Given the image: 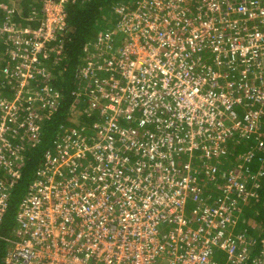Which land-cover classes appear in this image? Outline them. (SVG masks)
<instances>
[{"label": "built area", "instance_id": "built-area-1", "mask_svg": "<svg viewBox=\"0 0 264 264\" xmlns=\"http://www.w3.org/2000/svg\"><path fill=\"white\" fill-rule=\"evenodd\" d=\"M49 1L36 28L0 27V86L14 92L0 93V173L9 176L0 178V225L23 151L38 142L42 113L57 109L54 77L37 64L50 60L42 56L67 15L66 3ZM113 14L121 49L76 76L89 125L57 131L0 238L2 264H221L219 252L229 264H264V237L252 257L246 231L232 232L242 203L257 198L241 179L263 177L264 159L257 173L228 170L232 138L264 153V0H137ZM39 75L45 86L30 84ZM217 174L220 197L206 193Z\"/></svg>", "mask_w": 264, "mask_h": 264}, {"label": "trees", "instance_id": "trees-1", "mask_svg": "<svg viewBox=\"0 0 264 264\" xmlns=\"http://www.w3.org/2000/svg\"><path fill=\"white\" fill-rule=\"evenodd\" d=\"M44 0H0V27L5 24H15V28H36L42 22L44 15L41 11V4ZM135 0H75L68 2L65 5L67 15L66 27L63 35L64 49L60 57H58V65L54 74V81L50 83L57 90L59 99L57 109L52 115L43 112V120L41 121V132L38 142L34 143L33 147L23 151L25 157V167L22 170L20 179L14 184V189L10 194L9 206L3 217L0 225V238L5 239L9 236L11 229L14 226V216L19 206L21 199L25 196L35 169L41 164L45 152L51 147V142L55 139L57 131L60 127H74L82 125H89V119L85 115V109L88 108L90 102L76 99L75 94L82 88L77 84V74L81 69L91 61H95V56L98 54L94 48V42L101 31H106L107 18L112 5H128ZM129 3V4H128ZM35 11V15L33 14ZM111 16V15H110ZM32 18V20H30ZM105 19V20H104ZM102 28V30L100 29ZM113 37L120 35L114 27ZM104 33V32H103ZM121 36V35H120ZM119 36V37H120ZM3 37L0 35V50L7 51L6 43L1 45ZM121 40V38H120ZM114 42V41H113ZM110 42V44L115 45ZM8 48L15 50L16 45L13 41L8 42ZM122 44V42H121ZM101 45V44H100ZM103 45H101L102 47ZM15 47V48H14ZM105 49V45L103 46ZM121 47L117 50L119 51ZM105 56L111 57L113 54ZM92 54V57H89ZM117 55V54H116ZM114 55V56H116ZM99 56V55H98ZM51 61V60H49ZM46 80L39 75L36 80H31L30 84L36 87L45 86ZM85 84V81H84ZM12 96L14 94L10 89H2L0 86V93ZM33 104V103H32ZM26 113H21V116ZM88 119V120H87ZM0 178L9 179L5 173H0ZM218 181L212 183V187L216 188ZM216 184V185H213ZM210 192L206 189V193ZM216 192L221 195V188ZM0 239V264L5 254L6 242Z\"/></svg>", "mask_w": 264, "mask_h": 264}, {"label": "crops", "instance_id": "crops-1", "mask_svg": "<svg viewBox=\"0 0 264 264\" xmlns=\"http://www.w3.org/2000/svg\"><path fill=\"white\" fill-rule=\"evenodd\" d=\"M106 31L110 32L109 29H107ZM52 75L54 76L53 73ZM228 148H229V153L235 163L234 166L233 165L229 166L228 170L231 169L237 170L236 165L239 163L242 166V169L240 171H242L244 174L246 172L257 173L262 169V163L260 159H264V153L259 149V147L256 146L255 142L251 140L248 141L243 140L238 146H236L235 139L232 138L230 140V144L228 145ZM247 151H252L255 154V156L251 160L244 161L242 157L244 156L243 154L246 153ZM218 166L221 170H226V166L224 165H218ZM218 177H219L218 184L216 183L218 186L216 188L212 187L211 185H206V187L209 188V191L213 192L216 197L219 196L216 190L220 189L222 185L226 183L225 180H222L220 178L221 177L220 175H218ZM241 183L242 186L245 187L250 192H255L257 198L254 197L252 199H248L247 201H245L248 202L249 207H251V210L248 215L242 212V207H243L242 205L241 207L242 215H240V220L238 221L235 229L232 232L239 233L246 231V233L252 239L253 242L252 249L250 251L251 256L257 257L259 254L260 239L264 237V176L258 177L254 182H249L246 179H241ZM259 211L263 212V215L260 216ZM251 219H255L257 222L249 227L243 226L244 223H249ZM216 257L218 258L217 260ZM216 257L215 260L218 263L229 264L227 263V258L226 256L223 255V253L221 252L217 253Z\"/></svg>", "mask_w": 264, "mask_h": 264}, {"label": "rangeland", "instance_id": "rangeland-1", "mask_svg": "<svg viewBox=\"0 0 264 264\" xmlns=\"http://www.w3.org/2000/svg\"><path fill=\"white\" fill-rule=\"evenodd\" d=\"M61 3L63 2V4L64 3H67V2H65V1H70V2H74L75 0H59ZM137 0H135V2H136ZM51 1H49V0H44L43 2H42V4H41V11L40 12H44L43 10L44 9H49L50 8V6H51V3H50ZM129 4V3H128ZM61 5V6H60ZM120 4H116V5H112L110 8L111 9H109L110 10V12H109V16L107 17V18H105V19H107V25H103L102 26V28H104L105 26H106V29H109V30H111L112 29V27H115L116 25H118L119 24V22H120V20H119V18L118 17H116L115 15L113 16L112 15V12H113V8H117L118 6H119ZM122 6H124V8L126 9V5H122ZM128 6V5H127ZM133 6V7H132ZM129 7H131V8H134V1L130 4V6ZM52 8V7H51ZM60 9L62 10V4H56V7H55V11L56 12H59L60 11ZM34 15L36 14L35 13V11H34V13H33ZM111 15V16H110ZM104 19V20H105ZM30 20H32V18H30ZM122 21V20H121ZM121 23V22H120ZM65 27H66V20H65ZM102 28H100L101 30H102ZM105 31V30H104ZM104 31H101L99 34H98V36H97V40L94 42V48L97 50L96 52L98 53L96 56H95V60L97 61V60H103V58L105 57V53L104 52H109V53H112V54H115L116 53V51L121 47V42L123 41V38L120 36V35H118L117 37H113L112 35H113V31L111 32H109V31H105V32H109L108 33V35H109V39L110 40H112V42L115 44V45H113V47H112V45H110V44H107V47H105V49L104 50H102L104 47V41H105V39H106V36H105V39H104V36H103V32ZM120 36V37H119ZM53 38V37H52ZM120 38H121V40H120ZM58 39V40H57ZM60 38L58 37V38H55V36H54V38H53V40H51L50 42H48V45H47V48H48V52L46 51L45 53H44V56H42V58L43 57H46L45 58V60H47V59H49L50 58V62L48 61V62H46V61H39L38 62V64H37V66H38V73H40V72H42V73H44L45 75H50L51 74V76L52 77H54L53 75H52V73L53 72H56V66L58 65V60L59 59H57L58 57H60L61 56V54L63 53V49H64V44H63V39L61 38L60 40H59ZM107 41H108V39H107ZM55 43V44H53V45H51V43ZM103 45L102 47H101V45ZM14 52V51H13ZM12 52V53H13ZM13 54H15L14 56L16 57V56H18L19 55V58H20V60L21 59H23L24 58V55L25 54H22V53H20V54H18V53H13ZM99 55V56H98ZM89 57H92V54L89 56ZM1 68H3V67H1ZM1 68H0V70H1ZM10 70H12V71H16L17 72V74L19 73V71L16 69L17 67H16V65H11V66H9L8 67ZM1 72V71H0ZM21 74V73H20ZM0 78H2V77H0ZM89 80V79H88ZM50 86L51 87H53V84L52 83H50ZM18 87H19V89H22V87H23V84H19L18 85ZM82 88H84L83 86H82ZM87 87H85V89H86ZM24 90H26V91H24ZM31 92H29V89H28V87H24L23 88V94L24 95H28V94H30ZM6 96V95H5ZM86 97H88L86 94L84 95L83 94V90H81L80 91V93H79V96H77L76 97V99H79V101L80 100H85V98ZM89 97H92V96H89ZM242 205H243V207H242V212L244 213V214H246V215H248L249 214V212H250V210H251V207H249V203L248 202H244V203H242ZM255 209V208H254ZM259 215L261 216V215H263V212H261V211H259ZM257 221L255 220V219H251L250 220V222L249 223H244L243 224V226H246V227H249V226H251L252 224H255ZM218 258L216 257V260H217Z\"/></svg>", "mask_w": 264, "mask_h": 264}, {"label": "clouds", "instance_id": "clouds-1", "mask_svg": "<svg viewBox=\"0 0 264 264\" xmlns=\"http://www.w3.org/2000/svg\"><path fill=\"white\" fill-rule=\"evenodd\" d=\"M112 14H113V12H112ZM114 15V14H113ZM16 27V26H15ZM16 29H18V28H16ZM105 32V31H104ZM62 38V37H61Z\"/></svg>", "mask_w": 264, "mask_h": 264}]
</instances>
